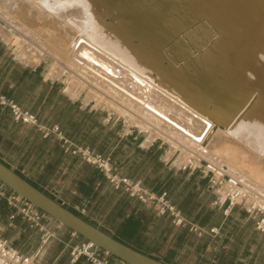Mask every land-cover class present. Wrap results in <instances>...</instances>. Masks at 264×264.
I'll use <instances>...</instances> for the list:
<instances>
[{"label": "crops", "instance_id": "1", "mask_svg": "<svg viewBox=\"0 0 264 264\" xmlns=\"http://www.w3.org/2000/svg\"><path fill=\"white\" fill-rule=\"evenodd\" d=\"M0 94L34 114L41 126L45 128L58 126L62 136L72 143L88 147L104 156L109 155L113 172L118 176L140 180L142 183L145 180L155 179L160 183L168 174L177 175L183 172L184 178L171 194V201L194 173L182 170L181 164H177L176 161L168 162L152 141L145 143L144 139L139 142L137 135L131 130L114 128L106 120L102 110L77 94L70 95L60 79L47 75L39 63L30 64L20 60L13 45L5 41L1 35ZM137 148L143 151L137 152ZM154 154L153 161L151 157ZM0 161L35 187L48 190L51 197L86 221L100 220L104 224L102 227L98 226L101 229L107 228V222H110L108 224H111L112 236L121 235L129 224L137 223L139 235L145 224H150V227L154 225L155 230L158 231L156 237L163 242L162 249L155 252L151 249L132 247L169 264H177L170 261L169 256L176 254L178 257V249L174 246L170 247L169 244L174 245L178 234L182 229L187 228L174 226L170 215H158L152 212L150 206L129 197L122 188L115 189L96 166L65 153L61 141L54 133L45 135L37 126L15 121L10 110L2 105H0ZM154 163L160 164L155 173H153ZM200 177L188 186L195 204L193 216L186 219L193 222L194 216L209 210L211 213L209 228L217 227L219 232L216 235L206 233L196 238L186 230L188 236L197 239L193 247L201 249L200 243H202L205 251L216 259L223 253L241 255L250 254V251L252 255L247 258V263L257 264L255 255L258 253L264 255V233L256 231L251 220H247L245 224L250 226L254 236L261 241L251 245L249 236L243 237L241 232L233 233L231 224L233 214L229 212L228 215H224L221 210L210 207L215 198L214 191L206 181L202 186L199 182ZM49 190H53L56 194ZM162 191L160 189L156 193ZM227 191L221 189L218 193L225 195ZM11 192L0 182V236L6 238L16 249L31 256L32 264H88L84 258L71 262L70 246L83 240L72 236L65 226L54 219L51 220L49 216L42 219L43 225L50 234L47 242L43 243L42 231L24 220L20 214L15 213L13 207L9 205L7 207L6 196ZM185 194L180 195V200L186 196ZM12 213H15L14 218H10ZM245 224L244 222L240 224L241 230L245 228ZM208 225L199 226L208 229ZM169 226L172 231L168 229ZM186 244L183 242L178 247H187ZM177 260L180 262L179 258ZM238 260L234 259V261Z\"/></svg>", "mask_w": 264, "mask_h": 264}, {"label": "bare ground", "instance_id": "2", "mask_svg": "<svg viewBox=\"0 0 264 264\" xmlns=\"http://www.w3.org/2000/svg\"><path fill=\"white\" fill-rule=\"evenodd\" d=\"M35 1L79 7L158 123L201 149L215 132L249 135L264 154V0Z\"/></svg>", "mask_w": 264, "mask_h": 264}, {"label": "rangeland", "instance_id": "3", "mask_svg": "<svg viewBox=\"0 0 264 264\" xmlns=\"http://www.w3.org/2000/svg\"><path fill=\"white\" fill-rule=\"evenodd\" d=\"M81 14L80 8L74 6L49 10L40 6L35 0H0V35L13 45L20 60L30 64L39 63L47 75L60 79L70 95L77 94L86 102L102 110L106 120L110 117L108 122L114 128L131 130L137 135L139 142L144 139L152 141L168 162L176 161L177 164H181L180 168L187 158H193L196 169L184 171H197L206 179L207 185L214 191L215 198L212 202L221 196L218 191L221 189L229 191L236 183L242 184L264 200V154L256 139L249 135L233 136L226 132H215L201 149L186 141L179 133H174L169 126L166 128L164 124L158 123L147 114L142 104L130 99H134L133 95L139 96L138 91L120 83L115 77V75H121L128 67L91 40L82 24ZM144 119L148 123H145ZM149 142L145 141V143ZM222 176H224L223 182L219 184V178ZM42 191L48 194V190ZM49 191L55 193L53 190ZM210 207L223 212V208H219L218 205L210 204ZM150 209L156 213L153 207ZM242 211H245V214ZM230 213L233 214L231 221L233 233L241 232L243 237L249 236L251 245L261 241L254 236L250 226L246 225L247 220L251 219L254 227V216L248 211L245 202L233 207ZM213 218L215 219V216ZM242 222L246 224L241 230ZM90 223L100 227L103 224L96 219L90 220ZM108 223L110 222H107V228L102 229L111 233V224ZM137 231V223L129 224L124 232L116 237L131 242L141 249H151L155 252L162 249L163 242L156 237L158 231L155 230L154 225L150 227V224H145L140 235ZM195 237L201 236L195 235ZM195 237H187L185 240L187 247L179 248L175 246V243L169 244L170 247H176L175 249L179 252L178 257L176 254L170 255V261L177 264H229L231 262L249 264L247 258L252 255L250 251V254L242 253L241 255L223 253L216 259L205 251L202 243H200L201 249L193 247L197 240ZM255 257L257 264H264L263 254L258 253ZM212 259L214 260L211 261ZM234 259L241 261H234Z\"/></svg>", "mask_w": 264, "mask_h": 264}, {"label": "built area", "instance_id": "4", "mask_svg": "<svg viewBox=\"0 0 264 264\" xmlns=\"http://www.w3.org/2000/svg\"><path fill=\"white\" fill-rule=\"evenodd\" d=\"M0 105L6 106L10 109L11 115L15 121L37 126L40 130L44 131L45 135L54 133L61 141V147L65 153L77 156L82 162L96 166L104 173L115 189L122 188V190L129 197L153 207L159 215H170L174 225L185 227L197 236H202L206 233L212 235L218 233L217 227L206 229L187 220L176 209V207L170 203L166 197L167 194L165 191L156 193L147 189L140 180H133L127 177L118 176L115 172H113L114 168L111 165V158L109 155L102 156L95 153L88 147L72 143L62 136L58 126H52L51 128L41 126L34 114L22 109L19 105L6 99L1 94ZM109 119L110 117L107 121ZM196 167L193 158L187 159L186 163L181 166L183 170L192 168L196 169ZM223 177L224 176L219 178V184H222ZM210 188L212 187L210 186ZM6 201L9 206L15 209V213L20 214L24 220L30 222L31 225L42 231L41 241L46 243L50 238V234L44 228L42 219L48 217V215L41 212L26 199L14 192H11L8 196H6ZM242 202L246 203L248 211L254 216V229L264 233V201L239 183L234 184L232 190L227 191L223 197L221 194V196L217 197V199H215L211 204L218 205L219 208H223V214L228 215L233 207L241 204ZM15 213H12L10 218H14ZM71 234L72 236L77 235L74 232H71ZM69 253L70 260L73 263L80 258H84L88 264H127L124 261L111 256L95 243L88 240H83L80 243L71 245ZM0 264H32V257L16 249L6 238L0 236Z\"/></svg>", "mask_w": 264, "mask_h": 264}, {"label": "water", "instance_id": "5", "mask_svg": "<svg viewBox=\"0 0 264 264\" xmlns=\"http://www.w3.org/2000/svg\"><path fill=\"white\" fill-rule=\"evenodd\" d=\"M0 182L41 212L127 264H169L133 248L107 231L86 221L66 208L61 202L32 185L2 161H0Z\"/></svg>", "mask_w": 264, "mask_h": 264}, {"label": "trees", "instance_id": "6", "mask_svg": "<svg viewBox=\"0 0 264 264\" xmlns=\"http://www.w3.org/2000/svg\"><path fill=\"white\" fill-rule=\"evenodd\" d=\"M6 98V97H5ZM8 100H11L12 102L16 103L14 100L6 98ZM17 104V103H16ZM18 105V104H17ZM8 108V107H7ZM9 109V108H8ZM23 109V108H22ZM10 110V109H9ZM27 111V110H26ZM92 150V149H91ZM137 152H142L143 150L140 148L136 149ZM94 151V150H93ZM95 152V151H94ZM97 153V152H95ZM100 155H102L101 153H98ZM104 156V155H102ZM155 159V154L151 157V160L154 161ZM160 164L158 163H154L153 164V173L157 172L158 168H159ZM184 173L183 172H179V174L177 175H171L168 174L160 183L158 181H156L155 179L152 180H145L143 181V185L149 189L150 191L153 192H159L160 189H162L163 191L166 192V197L167 199H170L171 194L174 192L175 188L177 187V185L181 182V180H183L184 178ZM200 176V174L196 171L192 174V176L190 177V180H188L185 185L183 186V189L179 192V194H177V196H174L175 199H172L171 203L179 210L181 211V214L185 217H191L193 216L192 211H193V206H194V198L192 197V194L190 193V190H188V186L194 182L198 177ZM156 181V182H155ZM206 179L205 178H201L199 179L200 184L203 186L205 184ZM183 193H186L185 197L180 200V195H182ZM179 202V203H178ZM7 204V203H6ZM8 207V204H7ZM243 214H245V211H242ZM195 218H193V222L197 223L198 225L204 226V225H208L209 221L211 219V213L209 210H207L206 212L202 213V214H197L196 216H194ZM189 220V219H188ZM251 220V219H249ZM252 221V220H251ZM211 222V221H210ZM207 228H209V225L207 226ZM68 229V228H67ZM69 230V229H68ZM170 230V228H169ZM187 230V229H186ZM185 229H182V232H180L177 236V238L175 239V246H180V244H182L183 242H185V240L187 239V237H189L187 235V231ZM70 232H72L71 230H69ZM257 231V230H256ZM78 238L85 240L84 238H82L80 235H76ZM113 237L119 239L118 237H116L115 235H113ZM122 242H124L123 240H121ZM127 241H125L126 243ZM129 243V245L133 246V247H137L140 249V247L133 245L131 242H127V244ZM78 261V260H77ZM76 261V262H77Z\"/></svg>", "mask_w": 264, "mask_h": 264}]
</instances>
